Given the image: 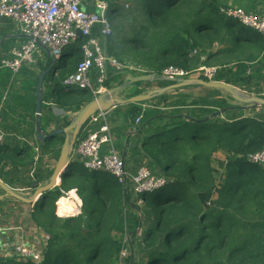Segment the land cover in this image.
Instances as JSON below:
<instances>
[{"label": "trees", "instance_id": "1", "mask_svg": "<svg viewBox=\"0 0 264 264\" xmlns=\"http://www.w3.org/2000/svg\"><path fill=\"white\" fill-rule=\"evenodd\" d=\"M136 1L139 6L129 11L112 6L119 10L106 43L111 57L155 75L156 81L168 66L191 70L216 64V81L260 95L264 38L224 18L222 0ZM203 36L205 42L200 41ZM87 41L82 38L74 51L62 53L58 72L47 84L57 104L76 113L95 97L89 90L72 91L68 97L65 91L84 59ZM215 44L219 49L211 53ZM64 56L71 61L65 63ZM122 73L131 74L110 71L108 85L121 82ZM190 88L198 86L183 89ZM204 90L195 98L179 93L170 100L163 94L130 105L133 123L143 114L131 152L133 164L144 163L154 176L165 177L164 188L136 196L132 183L121 185L111 174L83 170L81 160H72L54 189L45 220L38 219L42 202L34 207L35 224L50 237L42 262L13 257L0 264H264V165L248 160L264 148V107L240 104L222 90ZM143 104L150 106L144 113ZM63 142V135L48 139L39 148L42 157L58 160ZM30 151L22 147L9 154L0 147V169L12 166L9 176H29ZM219 154L224 161L215 168ZM43 170L33 176L40 180ZM72 190L83 202L81 214L58 217L56 201ZM123 250L129 251L124 260Z\"/></svg>", "mask_w": 264, "mask_h": 264}, {"label": "built area", "instance_id": "2", "mask_svg": "<svg viewBox=\"0 0 264 264\" xmlns=\"http://www.w3.org/2000/svg\"><path fill=\"white\" fill-rule=\"evenodd\" d=\"M125 10L130 9L132 0H121ZM86 0H0V18L9 19L19 24L26 41L11 52V58L3 62V68L11 70L14 74L25 66L36 64L34 55L41 52V48L48 49L50 58L55 64L61 59L63 50L76 44L82 38H88L83 46L84 59L79 64L76 73L71 76L66 85H75L77 90H89L96 98L105 91V84L108 81V69L116 72L129 71L131 74L149 75L139 67L130 64H123L114 57H109L99 44V39L94 38L93 31L101 28V36L109 38L113 35V25L109 17V5L105 1L96 3L95 12H87L83 5ZM221 15L242 26L252 29L264 38V13L261 15L247 13L243 9L233 6H222ZM197 52L194 51L193 55ZM205 60V59H203ZM93 68L98 70L97 83L99 87L93 88L90 82V72ZM220 67L200 65L196 69L187 70L178 66H168L162 69L160 78L168 82H177L189 79H203L208 82H215ZM142 111L149 108L143 104ZM106 112L100 111L94 115L90 123L98 124L105 120ZM143 114L137 118L139 124ZM86 125L85 127H87ZM5 143V134L0 127V147ZM109 146L108 153L103 154L104 146ZM39 153V149H36ZM73 160L82 161L84 168L90 172H105L115 177L121 185L132 183L136 196L151 194L167 185L166 178L154 176L151 171L143 166L136 175H131L126 170L125 159L113 146L111 129L105 123L98 131H90L81 140L75 150ZM251 164L264 165V148L248 157ZM20 230V228L9 229V232ZM50 237L47 235L44 244L48 245ZM46 249V248H45ZM125 252L127 255L125 256ZM43 253L20 243L14 247L12 257L21 261H32L40 263L43 260ZM129 251L123 250L121 259L128 257ZM125 256V257H124Z\"/></svg>", "mask_w": 264, "mask_h": 264}, {"label": "crops", "instance_id": "3", "mask_svg": "<svg viewBox=\"0 0 264 264\" xmlns=\"http://www.w3.org/2000/svg\"><path fill=\"white\" fill-rule=\"evenodd\" d=\"M99 1H105L108 3L110 20H112V17L118 15L117 11L119 9L118 10L112 9V6L114 4L120 6V11L123 12V10H125L124 3L121 0H86L85 5H83V8L87 12L90 13L95 12L96 3ZM222 3H224L223 6L230 5L240 9L243 8L239 6L242 5L247 6L250 13L253 14L261 15L264 13V0H222ZM132 4L133 3H131V5ZM93 36L94 38L99 39V44L104 50L105 54L111 57V54L108 51L106 45L108 39L101 36L100 27H97L93 31ZM25 41L26 38L22 34L21 27L19 24L9 19L0 18V127L5 134V143L2 147L9 154H11L14 150H17L18 148L29 147L31 148L29 157L30 159H33L32 166L29 167L30 171L32 170L33 171L32 174L31 173L29 174V176L25 177V175H19L21 172L19 173L17 172L18 174L9 176L8 174L10 173L12 166H8L4 170L0 169V177H1L0 179L6 185L11 187L17 194H20L21 196L26 198H32L37 188L49 184L59 158L58 160H53L46 155L45 157H42L39 148L43 143L40 142V140L37 137L36 84L38 86V82L36 81H39L40 75L43 73L44 70H47L50 65L46 66L45 63L43 64V66L37 64L35 66L36 68L34 67L29 68L27 66H24L19 71L18 74H14L11 70L7 68H3L2 65L5 60L11 58L12 50L15 48H19ZM218 49L219 46L215 44L213 46V49L211 50V53H216ZM57 63L55 64V66L57 65ZM214 66L217 65L215 64ZM253 67L254 70L258 69V63H255ZM93 71H94L93 72L94 77L93 78L90 77V82L92 83L93 88H97V86H94L93 83L96 82L97 84L99 73L96 68H93ZM110 71L116 72L112 68L109 69V72ZM235 71L236 68H234V72ZM57 72L58 71H55L54 75H56ZM250 74H251L250 71H248L247 75ZM261 74L263 76V81H264V69H262ZM121 75H123L121 82L117 83L114 80H112L110 82L111 87L110 88L106 87L105 90H109L120 86L125 82L126 78L130 74L122 73ZM35 77H37V79H35ZM239 78H241L240 75ZM155 81L156 80H154L153 82H146V84L144 83L143 85L133 84L124 91V93L122 94L121 97H119V99L128 100L129 96L134 95L136 92L143 91L144 93H146L148 91L155 89L171 88L173 85H175V83L170 82L169 85H167L164 88H161L155 83ZM254 82L257 81L254 80ZM25 85L27 86V89L23 91L21 87L22 86L24 87ZM204 88L205 87H201V86H198V88H190V89L171 88L164 94H167V96L170 97L169 98L170 100H173L179 93L185 96L195 98L197 96L205 94ZM257 89L259 90L260 95H257L256 93H248L243 89L241 90L249 95H256L259 97L264 96V85L260 86ZM65 91L67 92L66 86H65ZM130 105L131 104L119 105L115 108H112L109 111H105L106 112L105 120L100 121L98 124H91L89 122L87 124L88 126L85 127L81 132L79 138L82 137L81 140H83L90 131L96 132L104 124V122L108 123L111 129L112 139L113 140L115 139L116 141L117 149L115 147L114 149L124 157L127 172L131 175H136L138 171L143 166L146 165H144V163H141V165L133 164V160L131 158L132 149L134 148L135 142L138 139L136 135L138 131V123L132 122ZM139 106L140 105H138V107ZM76 114L77 113L75 111L69 110L67 109V107L57 104V102L52 97L51 93H49V88L43 87V105H42V115L40 118V122L42 126V131L44 132L45 135L49 134L54 130L67 127L68 123L70 124L72 122ZM63 137L65 142V136L63 135ZM64 142L61 145V149L63 148ZM51 148H53L52 145ZM36 149H39L38 154L36 153L37 152ZM108 149L105 146L103 149V154L108 153L107 152ZM20 158L24 159V157L21 155ZM38 169L39 170L44 169L43 170L44 174L42 175L40 180H38L35 176H33L34 172H36ZM159 178H165V177H159ZM60 185H61V181L59 182V186ZM72 191L76 192L77 194V190H72ZM52 192H55V190ZM67 194L65 193V195ZM0 196L3 198L2 200H0V260L13 258L12 252L14 250V247L20 243L27 244L28 246L35 248L36 250H40L44 252L46 245L44 244V241H42L44 239L43 237L44 235H41L42 230H38V228L40 227L33 222H30V224L32 226L34 225L35 229L28 228L29 223L27 222V220L29 216H27V213L25 211H27L28 208H31L32 209L31 212L34 213L35 204L22 202L12 196L7 195L2 190L0 191ZM59 200H57L56 202H58ZM82 206H83V202L80 204L79 208H82ZM57 210L60 214H63L62 212L59 211L58 208ZM14 228H20V230H15L12 232L8 231L9 229H14ZM30 231L34 232V234L32 235L30 234L27 236V234ZM33 235L35 236L33 238H36V240H33V238L31 239ZM40 236H42V239L40 238ZM24 237L26 240H24Z\"/></svg>", "mask_w": 264, "mask_h": 264}, {"label": "water", "instance_id": "4", "mask_svg": "<svg viewBox=\"0 0 264 264\" xmlns=\"http://www.w3.org/2000/svg\"><path fill=\"white\" fill-rule=\"evenodd\" d=\"M48 52V49H46ZM55 62L53 61L52 66L49 67L45 72H43L38 81L36 97H37V137L43 144L47 142L48 139L57 135H64L65 142L63 148L61 149V154L54 170V173L50 179V182L46 186L39 187L35 190L32 198H26L17 194L11 187L6 185L0 179V188L7 195L12 196L22 202L37 204L42 201H46L49 197H44V195L52 192L56 187L59 186V182L63 178L64 174L68 171L69 166L72 163V158L74 157V150L76 144L78 142L79 136L83 131L84 127L90 122L91 118L99 113L100 111H109L112 108H115L119 105L126 104H139L142 102H147L152 98H155L159 95L166 93L168 90L191 87V86H201L208 89H218L223 92L229 94L236 102L240 104H244L246 106L251 107H264V98L249 95L242 91L241 89L229 85L223 82H208L203 79H189V80H181L175 83L171 88L166 89H155L148 91L142 95L134 96L128 100H120L119 97L122 96L124 91L128 89L133 84L141 83V82H153L156 80L155 75H140L137 76L134 74L128 75L125 82L116 88H112L109 90H105L101 94H99L96 98H94L90 103L86 104L75 116L72 122L65 128L57 129L49 134L45 135L42 131V126L40 122V118L42 115V105H43V87L44 81L49 73L55 72L54 70ZM163 80V79H162ZM165 81V80H164ZM247 109V107H243ZM3 198L0 196V200Z\"/></svg>", "mask_w": 264, "mask_h": 264}, {"label": "rangeland", "instance_id": "5", "mask_svg": "<svg viewBox=\"0 0 264 264\" xmlns=\"http://www.w3.org/2000/svg\"><path fill=\"white\" fill-rule=\"evenodd\" d=\"M131 3H133L131 6H130V9H128V10H123V11H129V10H133V9H135V8H137L138 6H139V2L138 1H136V0H132L131 1ZM239 7H242L247 13H250V11H249V9L247 8V6H244V5H242V6H239ZM124 9V8H123ZM224 19V18H223ZM206 37V36H205ZM204 36L203 37H201V39H200V41L202 40V42H205L206 41V38H205ZM76 49V45L75 44H73V45H71V46H69V47H67L66 49H64L63 50V54H67V53H69V52H72V51H74ZM62 54V55H63ZM71 57L70 56H64L63 57V59L65 60V62H70L71 61V59H70ZM34 59L36 60V64L35 65H33V66H27V65H25V66H27V67H29V68H31V67H34V68H36L35 66L37 65V64H40V65H42L43 66V64L45 63L46 64V66L47 65H50L51 66V64L53 63L52 62V59L49 57V54H48V52H47V50H45L44 48H41V52L40 53H36L35 55H34ZM59 64H61V61L55 66L54 65V70L55 71H57V68L59 67ZM49 66V67H50ZM41 68V67H40ZM110 69V68H109ZM109 69H108V77L110 78V75H109ZM46 70H44L43 72H45ZM94 71H93V69L91 70V72H90V77H94V73H93ZM161 73V72H160ZM160 73H159V77H157V78H160ZM33 76V75H32ZM52 76H54V72H52V73H50L47 77H46V81H45V83H44V88H46L47 87V84H48V81L50 80V78L52 77ZM35 79H37V77H35ZM108 81H109V79H108ZM108 81L106 82V84H105V87H108V86H110V85H108ZM36 82H38V81H36ZM142 84L141 85H143L144 83L146 84V82H141ZM155 83L159 86V87H161V88H164V87H162L163 85H164V83H166V81H163L162 79H160L159 81H155ZM94 84V86H97V88L99 87V85H98V83L96 84V82L95 83H93ZM110 84V83H109ZM169 85V84H168ZM66 86V88H67V93H66V96L68 97V95H69V92H72V91H78L77 89H78V87L77 86H75V85H65ZM36 87H37V84H36ZM97 88H95V89H97ZM21 89L24 91V90H26L27 89V86L25 85L24 87L22 86L21 87ZM36 89V88H35ZM82 139V137H80L79 138V140H78V143L80 142V140ZM113 143H114V147L116 148V141H115V139L113 140ZM105 147V146H104ZM106 148L108 149L109 148V146L107 145L106 146ZM117 149V148H116ZM224 161V157L222 156V155H216L215 156V168H218V167H220V163H222ZM39 166H40V164H39ZM83 168V170H86L84 167H82ZM39 170V169H38ZM37 170V171H38ZM220 174V173H219ZM91 187H92V189L94 190V188H95V185H94V180L91 182ZM1 191V190H0ZM50 197L46 200V201H42V203H41V210L38 212V214H39V217H38V219L42 222L43 220H45V214H44V212L46 211V208L50 205V204H52L53 202H54V200H55V195H54V192H50ZM67 194V193H66ZM69 194V193H68ZM80 199V198H79ZM81 200V199H80ZM89 202L91 203V204H93L94 202H95V197H94V195H93V193H91V194H89ZM81 203H82V201H81ZM140 204H142V202H140ZM55 205H56V209H57V202L55 203ZM79 206H80V204H79ZM79 206H78V208H77V210L75 211V212H72L71 214H69V215H65L64 213L63 214H59L58 215V213H57V215H58V217H61V218H70V217H75V216H78V215H80L81 214V209L82 208H79ZM32 211V209L31 208H28V210L27 211H25L26 213H27V216H29L28 217V220H27V222L29 223V227L28 228H31V229H35V226L33 225H31L30 224V222H33V223H35L34 222V219H33V214L34 213H32L31 212ZM61 215V216H60ZM38 230H42L41 231V235H44L43 237H44V239L42 240V241H45V238L47 237V235L48 234H44V232H45V230H44V228H42V227H40V228H38ZM32 235V234H34V232H32V231H30L28 234H27V236L28 235ZM29 237H31V236H29ZM33 237H35L34 235L31 237V239L33 238ZM40 238L42 239V236H40ZM24 240H26L25 239V237H24ZM33 240H36V238H33ZM32 240V241H33ZM127 255V252H125V256ZM124 256V257H125ZM129 256V255H128ZM121 264H125L124 262H122Z\"/></svg>", "mask_w": 264, "mask_h": 264}, {"label": "bare ground", "instance_id": "6", "mask_svg": "<svg viewBox=\"0 0 264 264\" xmlns=\"http://www.w3.org/2000/svg\"><path fill=\"white\" fill-rule=\"evenodd\" d=\"M67 196V197H66ZM57 202V208L60 212L65 215H69L72 212L76 211L81 201L77 196L76 192L72 191L69 194L64 196Z\"/></svg>", "mask_w": 264, "mask_h": 264}]
</instances>
